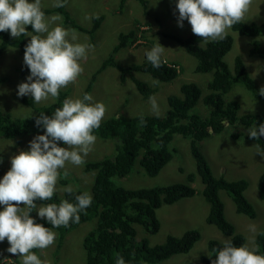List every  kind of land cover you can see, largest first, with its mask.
Here are the masks:
<instances>
[{"label":"rangeland","instance_id":"obj_1","mask_svg":"<svg viewBox=\"0 0 264 264\" xmlns=\"http://www.w3.org/2000/svg\"><path fill=\"white\" fill-rule=\"evenodd\" d=\"M120 1L67 0L65 9L76 23L85 27V29H90L94 19L102 16L95 33L80 31L71 27L64 22L65 19L62 14L57 11L45 14L46 19L59 14L62 20L56 21V24H61L69 30L74 29L78 34L76 42L89 46L86 59L79 61L83 68L82 74L75 83L61 89L67 92L66 99H82L84 92L90 87L88 91L93 97V103L101 102L106 107L105 116L102 120L117 114L127 116L154 115L151 111L149 98H144L133 82L132 75L126 72L130 64L141 63L146 60V51L160 43L165 47L162 59L177 61L183 69L182 72L169 82L156 80L147 72L135 71L133 74L139 80L147 82L149 86L155 87L156 91L152 96L156 98L159 104V116H163L169 108L167 97L170 94L181 95L180 87L186 82H194L202 90L200 99L192 112L208 113V107L203 98L209 92L208 82L212 75L211 72H196V57L188 53L185 47L175 38V36L186 37L192 33L191 25L187 19L183 21V27L178 25L179 12L176 8L178 0H158L155 6H153L155 0H145L147 8L139 0H126L121 8ZM52 4L53 0H42V9H54L55 7ZM263 20L264 0H253L245 22L259 23ZM141 25H143L142 28ZM134 29L140 40L138 39L134 44L121 47L114 54L121 66L109 65L98 70L103 61L110 54H113V47L118 43L120 33H128L129 30ZM31 31H29L30 34ZM228 34L232 35L234 42L232 48L225 54L224 61L229 69L233 71L235 57L237 55L241 56L255 84L260 89L264 86V58L251 56L250 49L255 43L264 47V35L245 36L232 29L228 30ZM24 38L26 43L31 39L30 36ZM23 58L24 53L13 46L8 47L0 54V77H4L3 82L0 83V107L11 112L13 116H30L35 112L33 106L24 104L21 99L23 97L32 99L30 95L23 97L17 95L18 85L27 82V77L30 75V72L21 73L22 68L26 67ZM97 70L98 74L90 85ZM122 75L125 77V82L121 80ZM225 97L228 100L236 99L239 101L240 115L250 112L264 113V96L262 98L254 96L242 83L235 84L225 94ZM52 101L54 99L50 97L39 104L35 103V105H44ZM232 131V128H226L220 133L212 134L199 141L198 146H200L202 153L217 177L223 176L228 180L245 179L247 181L245 195L254 206L257 212L256 217L250 218L246 214L237 212L235 202L226 190H220V198L224 203L227 220L234 224L237 233H241L245 237L243 245H247L250 249L254 245L258 248L256 237L258 233L264 232V197H261L259 190V179L264 172V156L256 153L257 146H259L256 141L244 137L234 139L232 138ZM44 132L45 129L42 126L34 134L28 136L24 134L21 136L24 139L19 144H15L16 139L0 137V179L10 170L11 157L17 155L20 151L30 150L29 142L35 136L42 135ZM94 135L96 141L92 146V150L85 157V163L82 166L66 163L65 168L60 170V178L56 186L58 195L63 194L62 189L69 186L83 189L90 194L95 178V170L86 171V164L115 154V141L97 134ZM63 147H67V145L63 144ZM169 147L173 151V158L156 175H147L139 160H136L128 175L115 177L114 181L125 188L139 189L179 182L188 183V174L195 173V180L190 183L198 191L195 195L181 197L172 204L163 203L156 209V216L160 223L158 231L151 233L142 224H135V227L137 238L145 237L150 245L164 243L169 235L182 236L190 229L199 230L201 236L188 252L176 253L158 264H200V257L208 252L209 240L225 241L228 236L224 235L215 225L206 221L210 211V203L201 192L204 184L197 173L195 158L191 152L190 139L181 134H175L169 143ZM65 171L67 172L66 178L64 177ZM41 204L43 203L37 202L38 206ZM3 207V205H0V211L3 210ZM20 207H24V205L21 204ZM94 225L95 220H88L75 226L68 231L61 246L56 251L57 242L60 241L58 239L59 230L49 227L50 230L56 233L55 242L42 251L35 249V252L44 264H85L86 251L83 246V239ZM250 225L255 226V233L249 230ZM9 246L7 239L0 242V264H21L20 257L13 256L7 251Z\"/></svg>","mask_w":264,"mask_h":264},{"label":"trees","instance_id":"obj_2","mask_svg":"<svg viewBox=\"0 0 264 264\" xmlns=\"http://www.w3.org/2000/svg\"><path fill=\"white\" fill-rule=\"evenodd\" d=\"M123 1L125 0H122L121 3ZM139 1L147 8L145 0ZM42 11L45 14L59 11L64 15L65 23L80 31H89L90 33H95L102 20V16L95 18L92 27L85 29V27L76 23L65 7L42 9ZM231 29L245 36L264 35V20L259 23L244 21L237 23ZM27 30H32L30 25L27 26ZM135 31L134 29L128 33H120L118 43L113 48V54H110L103 61L98 70L109 65L121 66L114 54L121 47L137 42L138 36ZM24 37L21 36L16 39L11 37L7 31L0 32V54L11 46L19 48L24 53L27 44ZM175 38L185 47L188 53L196 57V72H211L212 76L208 82L209 92L203 98L208 107V113L192 112L200 99L202 90L194 82H186L180 87L181 95L170 94L167 97L169 108L163 116L117 114L102 120L101 126L94 129L93 134L115 141V154L112 155L113 152L112 156H105L86 164V171L95 170V178L90 193L92 197L91 206L79 213V223L70 221L67 227L56 228L59 230L58 239L60 241L57 242L55 251L61 246L68 231L82 222L95 220L94 227L86 233L83 239V246L86 251L85 264H116L118 255L123 257L126 264H158L171 255L188 252L200 238L199 230L190 229L182 236L169 235L164 243L150 245L145 237L137 238L135 224L144 225L147 231L151 233L158 231L160 223L156 216V209L163 203L172 204L181 197L195 195L198 191L190 184L195 180V173L188 174V183L179 182L139 189L125 188L114 181L115 177L128 175L136 160H139L147 175H156L173 158L174 154L169 147V143L175 134H181L190 139L191 152L195 158L197 173L204 184L201 192L210 203V211L206 221L215 225L224 235L228 236L227 240H231L234 246L239 247L244 244L245 237L243 234L237 233L234 224L227 220L225 216L220 190H226L233 198L237 212L254 218L257 212L245 195L248 183L245 179L228 180L223 176L217 177L202 153L200 146H198V142L212 134L220 133L226 128L233 129L232 138L234 139L240 137L250 139L247 129L264 123V113L250 112L240 115L239 101L236 99L228 100L225 94L235 84L242 83L254 96L259 98L263 96L259 94V88L241 56L237 55L235 57L233 71L229 69L224 61L225 54L233 46L232 35L228 34L223 40L209 43H204L193 32L186 37L175 36ZM250 55L264 58V47L255 43L250 49ZM98 70L94 73L90 85L98 74ZM182 70L180 64L175 60L162 59V66L154 68L146 59L141 63L129 65L126 73L132 74L137 89L144 98H149L155 93V87L139 80L133 75V72H147L156 80L169 82L176 78ZM28 72L30 70L27 66L21 70L22 74ZM3 80L4 77H0V83ZM121 80L126 81L123 75ZM89 89L90 87L86 89L84 94H89ZM66 98L67 92L60 90L58 99L37 106L33 99L23 97L21 99L24 104L35 108V112L30 116H13L11 112L0 107V137L16 139L15 144H19L24 139L21 136L34 134L42 128V126H36L35 123L41 112L51 117L57 107H62ZM141 116L146 121L143 126L139 122ZM251 140L256 141L260 148L264 149V136H261L258 141L256 139ZM57 144L63 147L62 141H58ZM72 189L71 194L64 192L58 195L55 192L51 200H37L35 203L59 204L62 200L67 199L75 204V197L86 191L79 188ZM259 190L261 197H264V172L259 179ZM30 215L35 223L52 228L46 218L41 219L37 210L34 209ZM223 242L218 239L209 240L208 252L200 257V264H212V260L216 259V250L223 247ZM256 242L258 253L264 254V232L258 233Z\"/></svg>","mask_w":264,"mask_h":264},{"label":"clouds","instance_id":"obj_3","mask_svg":"<svg viewBox=\"0 0 264 264\" xmlns=\"http://www.w3.org/2000/svg\"><path fill=\"white\" fill-rule=\"evenodd\" d=\"M155 0L153 6L157 4ZM253 0H178V25L183 27L185 19L191 25L194 35L204 43L226 38L228 30L237 23L246 21ZM67 0H53V7H65ZM62 20L59 14L45 17L42 0H0V32H9L11 37L30 36L25 45L24 64L29 68L27 82L18 85L17 95H30L39 104L50 97L58 99L60 90L76 82L83 68L79 61L86 59L88 45L77 43L78 34L56 21ZM31 26V34L27 26ZM52 25H55L54 27ZM164 46L160 43L147 50V61L154 67L162 66ZM35 78V79H34ZM264 96V86L259 90ZM151 111L160 115L159 104L154 96L149 97ZM254 110V108H253ZM106 107L94 102L85 93L82 99H65L62 107H57L51 117L43 112L36 118V126H43L44 134L35 136L30 150L20 151L11 157V168L0 179V242L7 239V251L21 258V264H44L35 249L44 250L56 239V233L43 224L35 223L30 213L35 209L41 218H46L52 228L67 227L69 222L79 223L80 212L91 206L92 197L85 192L75 197L73 204L67 199L59 204L35 201H49L57 191L60 170L66 163L82 166L85 157L96 141L94 129L101 126ZM141 126L146 124L140 117ZM250 139L257 141L264 136V123L247 129ZM62 141L67 147L58 146ZM256 153L264 156V150L257 146ZM67 177V172H64ZM62 191L71 194L73 189ZM24 207H20V205ZM249 230L255 233L254 225ZM211 256V255H209ZM212 264H264V254L258 253L254 245L234 246L225 240L223 247L216 250ZM116 264H126L117 256Z\"/></svg>","mask_w":264,"mask_h":264},{"label":"crops","instance_id":"obj_4","mask_svg":"<svg viewBox=\"0 0 264 264\" xmlns=\"http://www.w3.org/2000/svg\"><path fill=\"white\" fill-rule=\"evenodd\" d=\"M121 1H122V0H121ZM121 1H120V7L122 8V7L124 6L126 0L123 1V3H121ZM55 8H57V7H55ZM55 8H54V9H55ZM57 12H59V11H57ZM59 13H60V12H59ZM60 14H62V13H60ZM62 17L64 18V15H63V14H62ZM142 27H143V25H141V28H142ZM129 31H130V30H129ZM121 33H122V32H121ZM138 39L140 40V38H138ZM115 46H116V45H115ZM115 46H114V47H115ZM114 47H113V48H114ZM115 58H116V56H115ZM130 65H131V64H130ZM133 74H134V72H133ZM131 75H132V74H131Z\"/></svg>","mask_w":264,"mask_h":264}]
</instances>
